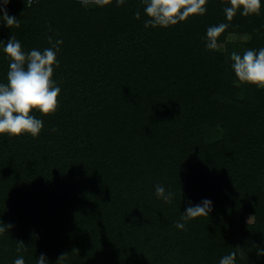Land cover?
Returning a JSON list of instances; mask_svg holds the SVG:
<instances>
[{
	"label": "trees",
	"instance_id": "16d2710c",
	"mask_svg": "<svg viewBox=\"0 0 264 264\" xmlns=\"http://www.w3.org/2000/svg\"><path fill=\"white\" fill-rule=\"evenodd\" d=\"M261 5L229 22L227 0H207L204 15L145 28L141 0H11L20 27L0 22V40L15 35L27 52L62 39L61 93L54 113H31L44 122L37 137L0 134V223L13 225L0 264L65 252L63 264H219L233 251L236 264H264V88L239 82L230 59L264 47ZM8 66L0 49V83ZM203 199L209 216L176 228Z\"/></svg>",
	"mask_w": 264,
	"mask_h": 264
},
{
	"label": "clouds",
	"instance_id": "9594fccd",
	"mask_svg": "<svg viewBox=\"0 0 264 264\" xmlns=\"http://www.w3.org/2000/svg\"><path fill=\"white\" fill-rule=\"evenodd\" d=\"M10 2L11 0L0 2V22L11 29L19 28L18 18L8 13L6 6ZM111 2L112 0H80L85 7L89 5L104 7ZM141 2L144 13L148 17L144 22L145 28L174 26L181 21H186L190 16L204 15L207 12V0H141ZM227 2L230 6H226L223 11L229 22L238 12L243 16L259 15L261 12V0H227ZM116 3L117 6H122L125 0H116ZM134 15L139 20L140 10L138 9ZM229 27V23L223 22L208 27L206 48L217 50L218 37ZM48 30L51 31L50 26ZM47 40L50 47L42 51L33 48L27 52L23 50L21 41L15 35H11L7 41L0 40V49L9 58L7 82L0 83V134L20 136L23 133H30L33 137H37L44 127V122L31 115L33 110H38L45 115L57 110L61 88L53 79V74L54 67L59 66L57 54L60 52L63 40L54 39L52 36H48ZM230 59L231 67L239 82L264 88V47L258 50L247 49L243 54L233 51ZM155 193L165 203H171L175 195L173 192H166L160 184L155 186ZM212 203L209 199H203L198 204H190L182 212L181 221L183 222L177 221L175 227L184 230L189 220L209 216L213 210ZM251 219L252 217L249 218V223ZM12 227L11 223L5 224L2 221L0 235H4ZM19 244L17 252L22 251L25 243L19 241ZM257 255L264 256V248H258ZM67 256V252L60 254L57 264H63ZM236 257L237 252L233 251L223 256L219 264H236ZM13 264H25L23 256L16 258ZM37 264H48L45 254L37 258Z\"/></svg>",
	"mask_w": 264,
	"mask_h": 264
}]
</instances>
